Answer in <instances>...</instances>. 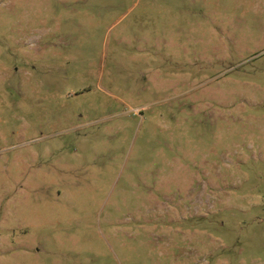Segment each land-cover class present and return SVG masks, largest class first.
<instances>
[{
  "label": "rangeland",
  "instance_id": "374dc122",
  "mask_svg": "<svg viewBox=\"0 0 264 264\" xmlns=\"http://www.w3.org/2000/svg\"><path fill=\"white\" fill-rule=\"evenodd\" d=\"M0 264H264V0H0Z\"/></svg>",
  "mask_w": 264,
  "mask_h": 264
}]
</instances>
